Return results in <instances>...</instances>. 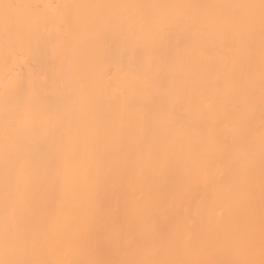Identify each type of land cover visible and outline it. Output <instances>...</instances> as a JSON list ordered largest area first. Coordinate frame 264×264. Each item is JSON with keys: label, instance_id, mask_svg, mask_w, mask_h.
Segmentation results:
<instances>
[{"label": "bare ground", "instance_id": "bare-ground-1", "mask_svg": "<svg viewBox=\"0 0 264 264\" xmlns=\"http://www.w3.org/2000/svg\"><path fill=\"white\" fill-rule=\"evenodd\" d=\"M259 3L0 0V246L8 225L16 258L258 253Z\"/></svg>", "mask_w": 264, "mask_h": 264}, {"label": "snow or ice", "instance_id": "snow-or-ice-1", "mask_svg": "<svg viewBox=\"0 0 264 264\" xmlns=\"http://www.w3.org/2000/svg\"><path fill=\"white\" fill-rule=\"evenodd\" d=\"M4 12L0 16V23H3L5 28H9L12 24V16L9 9L14 7L13 5H2ZM241 7H247L252 9H259L260 25L262 34H264V0H260L258 5H243ZM249 25L254 22V18L249 17L243 21ZM261 102L264 104V94H262ZM262 148H264V141H262ZM264 155V154H262ZM264 162V160H262ZM17 239L13 235L12 227L6 225L3 237V244L0 246V254L3 258L0 259V264H99L97 261L92 260H51L44 258H16L15 252L17 247ZM24 248L27 251L36 249V245L31 242H25ZM159 249H153L151 255L153 257L159 254ZM235 258L230 260H214V259H190V260H170V259H156L145 258L139 260H128L112 262V264H264V218H262L261 224V239L259 250L255 247L254 242L249 239L248 241L235 246L232 249ZM258 255V258H257Z\"/></svg>", "mask_w": 264, "mask_h": 264}]
</instances>
